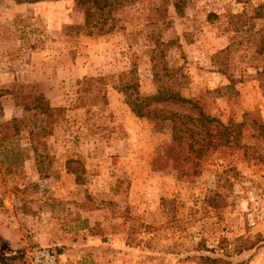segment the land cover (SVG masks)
<instances>
[{
	"label": "rangeland",
	"instance_id": "1",
	"mask_svg": "<svg viewBox=\"0 0 264 264\" xmlns=\"http://www.w3.org/2000/svg\"><path fill=\"white\" fill-rule=\"evenodd\" d=\"M82 1L0 0V261L264 264V0H133L103 34ZM131 69L215 121L135 116Z\"/></svg>",
	"mask_w": 264,
	"mask_h": 264
},
{
	"label": "trees",
	"instance_id": "2",
	"mask_svg": "<svg viewBox=\"0 0 264 264\" xmlns=\"http://www.w3.org/2000/svg\"><path fill=\"white\" fill-rule=\"evenodd\" d=\"M77 5L83 3L82 0H75ZM133 0H88V10L94 6L96 13L99 12V18L95 22L98 25V34H103L109 32L115 28L116 18L113 16V13L121 6L126 5L127 3L132 2ZM176 11L179 13L180 9L176 3H174ZM92 13L90 15H96ZM110 20V21H108ZM78 30V29H77ZM88 32V34H90ZM261 43H264V39L261 40ZM134 70L126 72L127 78L124 82L115 86V88L121 92L124 96V103L128 106L130 111L137 117H146L151 119H160V120H179L181 121V126L185 127L188 124L187 121H191V118L188 114L179 115L176 112L166 109L160 105L162 104H178L185 107L188 110H195L196 115L194 120L196 121V126L203 127L206 122L215 121V118L205 115L202 109L196 104V102L184 98L179 90L174 87L171 83L160 82L157 83L155 92L152 95L144 96L141 95L138 91L137 82L133 76ZM157 81V79H156ZM45 101L42 94H36L31 96V103L34 104L35 110H38L42 114L49 112L51 107L48 103H43ZM30 109L26 105L23 106V110ZM12 121H16L15 119ZM187 122V124H186ZM15 133H12L14 135ZM1 144V143H0ZM210 261H215L216 259L205 258ZM224 262V261H223Z\"/></svg>",
	"mask_w": 264,
	"mask_h": 264
},
{
	"label": "built area",
	"instance_id": "3",
	"mask_svg": "<svg viewBox=\"0 0 264 264\" xmlns=\"http://www.w3.org/2000/svg\"><path fill=\"white\" fill-rule=\"evenodd\" d=\"M253 224V222H251ZM30 264H61L60 256L47 249L35 250L30 258Z\"/></svg>",
	"mask_w": 264,
	"mask_h": 264
},
{
	"label": "crops",
	"instance_id": "4",
	"mask_svg": "<svg viewBox=\"0 0 264 264\" xmlns=\"http://www.w3.org/2000/svg\"><path fill=\"white\" fill-rule=\"evenodd\" d=\"M2 249L1 247V242H0V250ZM0 264H6L5 262H2V260L0 261Z\"/></svg>",
	"mask_w": 264,
	"mask_h": 264
}]
</instances>
